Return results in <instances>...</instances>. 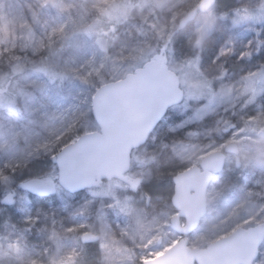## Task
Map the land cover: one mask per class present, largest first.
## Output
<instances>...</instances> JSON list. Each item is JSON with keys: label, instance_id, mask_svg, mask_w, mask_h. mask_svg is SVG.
Masks as SVG:
<instances>
[{"label": "rangeland", "instance_id": "1", "mask_svg": "<svg viewBox=\"0 0 264 264\" xmlns=\"http://www.w3.org/2000/svg\"><path fill=\"white\" fill-rule=\"evenodd\" d=\"M200 1L0 0V199L15 198L0 206V264H142L162 254L179 238L167 174L234 141L189 246L264 220V0L193 12ZM154 58L178 73L184 101L132 152L137 193L118 179L77 193L57 185L45 198L20 188L34 166L56 180L52 157L98 130L96 89ZM85 231L99 240L82 244ZM259 249L253 264H264Z\"/></svg>", "mask_w": 264, "mask_h": 264}, {"label": "water", "instance_id": "2", "mask_svg": "<svg viewBox=\"0 0 264 264\" xmlns=\"http://www.w3.org/2000/svg\"><path fill=\"white\" fill-rule=\"evenodd\" d=\"M216 0H202L201 11ZM180 78L163 61L156 59L121 79L101 85L92 97L91 113L97 131L80 134L74 142L58 151L54 162L58 169L57 184L70 193L98 187L104 179L118 178L137 191L142 178H129L131 152L145 144L169 107L184 98ZM229 129L225 128L224 131ZM236 142H229L222 151L214 150L193 165L173 176L171 204L177 211L170 220L171 229L181 237L161 255L142 264H253L264 241V220L248 228L238 227L204 248L188 246L186 235L194 231L207 210L206 191L214 173L224 167L226 154H237ZM51 178H29L21 188L36 196H49L55 191ZM13 202L12 195L1 200ZM184 224H181V219ZM98 234L84 232L82 244L95 243Z\"/></svg>", "mask_w": 264, "mask_h": 264}, {"label": "trees", "instance_id": "3", "mask_svg": "<svg viewBox=\"0 0 264 264\" xmlns=\"http://www.w3.org/2000/svg\"><path fill=\"white\" fill-rule=\"evenodd\" d=\"M196 7V6H195ZM195 9V8H194ZM196 10V9H195ZM111 27H109V29H110ZM164 46H165V43H164V45H163V47L162 48H164ZM12 78V75L9 77H6V79H8L7 80V83L8 84H11L10 83V79ZM243 92V90L241 91V93ZM52 162H53V159H52ZM33 164V163H32ZM34 170H35V173L32 175V176H37V175H45V174H48V172L46 171V170H44V169H42L40 166H34V168H33ZM180 171V170H179ZM222 174V173H221ZM168 175V177H166L167 179H168V181H171V178H172V174H167ZM168 181L166 180V181H161V183H160V186L164 189L165 187H163L164 185H165V183L167 184L168 183ZM169 184V183H168ZM1 206V205H0Z\"/></svg>", "mask_w": 264, "mask_h": 264}]
</instances>
